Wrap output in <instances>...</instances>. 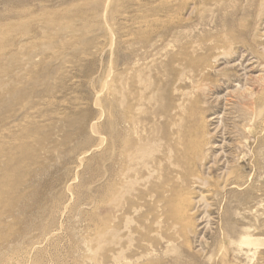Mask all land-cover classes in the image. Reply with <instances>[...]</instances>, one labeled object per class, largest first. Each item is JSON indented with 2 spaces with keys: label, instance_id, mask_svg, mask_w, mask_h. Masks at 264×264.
<instances>
[{
  "label": "rangeland",
  "instance_id": "374dc122",
  "mask_svg": "<svg viewBox=\"0 0 264 264\" xmlns=\"http://www.w3.org/2000/svg\"><path fill=\"white\" fill-rule=\"evenodd\" d=\"M263 35L264 0H0V264H264ZM132 119L206 162L119 196ZM195 175L213 208L177 226L172 192L197 198ZM97 231L116 235L99 248Z\"/></svg>",
  "mask_w": 264,
  "mask_h": 264
},
{
  "label": "bare ground",
  "instance_id": "6f19581e",
  "mask_svg": "<svg viewBox=\"0 0 264 264\" xmlns=\"http://www.w3.org/2000/svg\"><path fill=\"white\" fill-rule=\"evenodd\" d=\"M211 1V0H210ZM208 4H210V3H208ZM210 11V10H209ZM193 14V13H192ZM135 24V23H134ZM128 25V24H127ZM126 25V26H127ZM137 25V24H136ZM141 25V24H140ZM129 27V26H128ZM148 27V26H147ZM135 28V27H134ZM113 29V28H112ZM111 29V30H112ZM125 29V28H124ZM121 30V29H120ZM123 31V30H122ZM125 31H126V29H125ZM136 32V31H135ZM117 33H118V31H117ZM137 33V32H136ZM108 34H110V33H108ZM132 35H133V33H131ZM264 36V35H263ZM130 37V36H129ZM189 38V37H188ZM175 39V38H174ZM110 40V39H109ZM118 40H119V38H118ZM134 40V39H133ZM132 40V41H133ZM124 42V41H123ZM125 43V42H124ZM191 45V44H190ZM126 46V45H125ZM205 47V46H204ZM183 48H184V46H183ZM196 48V47H195ZM197 50V49H196ZM110 51V50H109ZM204 51V50H203ZM127 53H129V52H127ZM148 54V53H147ZM186 54V53H185ZM171 55H173V54H171ZM116 56V55H115ZM163 58V57H162ZM189 58V57H188ZM160 59H158L157 61H159ZM155 63H157V62H155ZM166 63V62H165ZM115 64V63H114ZM163 64H164V62H163ZM168 64V63H167ZM245 64V63H244ZM150 65V64H149ZM148 65V66H149ZM193 65V64H192ZM127 66V65H126ZM131 66V65H130ZM159 66V65H158ZM184 66V65H183ZM237 66H239V65H237ZM117 67V66H116ZM241 67V66H240ZM249 67V66H248ZM122 68V67H121ZM186 68V67H185ZM119 69V68H118ZM123 69V68H122ZM139 69V68H138ZM187 69V68H186ZM193 69H195V67L193 68ZM165 70H167V69H165ZM119 71V70H118ZM139 72V71H138ZM168 72V71H167ZM186 72V71H185ZM193 72H196V71H193ZM228 72V71H227ZM246 72V71H245ZM112 73V72H111ZM144 73H146V72H144ZM148 74V73H147ZM228 74V73H227ZM111 75V74H110ZM127 75V74H126ZM132 75V74H131ZM135 75V74H134ZM145 75V74H144ZM167 75V74H166ZM147 76V75H146ZM151 76V75H150ZM170 76V75H169ZM194 76V75H193ZM211 76V75H210ZM133 77V76H132ZM153 77V76H152ZM165 77V76H164ZM171 77V76H170ZM247 77V76H246ZM135 78V77H134ZM133 78V79H134ZM144 78V77H143ZM171 78H174V77H171ZM254 78V77H253ZM109 79H111V77L109 78ZM113 79V78H112ZM153 79V78H152ZM196 79V78H195ZM204 79V78H203ZM256 79V78H255ZM114 80V79H113ZM116 80V79H115ZM166 80V79H165ZM191 80V79H190ZM122 81H124V80H122ZM168 81V80H167ZM189 81V80H188ZM255 81V80H254ZM116 82V81H115ZM156 82H157V80H156ZM207 82V81H206ZM134 83V82H133ZM137 83V82H136ZM142 83V85H143V82H141ZM201 83V82H200ZM152 84V86H153V83H151ZM249 84V83H248ZM248 84L247 83H244V84H241V83H238L237 84V86H235L234 87V93L235 94H240V95H244L245 93H247L248 91H249V86H248ZM135 85V84H134ZM128 86H129V84H128ZM144 86V85H143ZM132 87V86H131ZM133 87H135V86H133ZM145 87V86H144ZM256 87V86H255ZM130 88V87H129ZM152 88H154V87H152ZM143 89V88H142ZM135 90V89H134ZM147 90V89H146ZM131 91V90H130ZM150 91V90H149ZM211 91V90H210ZM133 92V91H132ZM162 92V91H161ZM117 93V92H116ZM112 94V93H111ZM118 94V93H117ZM122 94V93H121ZM181 94V93H180ZM252 94V93H251ZM125 95V94H124ZM142 95V94H141ZM160 95V94H159ZM162 95V94H161ZM118 96V95H117ZM138 96V95H137ZM147 96V95H146ZM173 96V95H172ZM192 96V95H191ZM199 96V95H198ZM239 96V95H238ZM245 96H246V94H245ZM135 97V96H134ZM185 97V96H184ZM240 97V96H239ZM142 98H144L143 97V95H142ZM146 98V97H145ZM159 98V97H158ZM197 98V97H196ZM242 98H243V96H242ZM123 99V98H122ZM118 100V99H117ZM164 100V99H163ZM193 100H195V99H193ZM240 100V99H239ZM120 101V100H119ZM137 102V101H136ZM185 102H186V100H185ZM142 103V102H141ZM152 103V102H151ZM165 103V102H164ZM123 104V103H122ZM126 104V103H125ZM149 104V103H148ZM191 104V103H190ZM124 105V104H123ZM152 105V104H151ZM185 105V104H184ZM195 105V104H194ZM163 106V105H162ZM125 107V106H124ZM154 107V106H153ZM192 108V107H191ZM147 109H149V108H147ZM168 109V108H167ZM188 109V108H187ZM187 109H186V111H187ZM116 110V109H115ZM132 110V109H131ZM143 110V109H142ZM150 110V109H149ZM165 110H166V108H165ZM182 110V109H181ZM196 110V109H195ZM207 110V109H206ZM141 111V110H140ZM192 111V110H191ZM182 112H185V111H183L182 110ZM148 113H150V112H148ZM167 113H169V112H167ZM166 113V114H167ZM202 113H204L203 111H202ZM139 114H141L140 112H139ZM145 114V113H144ZM207 114V113H206ZM151 115V114H150ZM164 115V114H163ZM190 115V114H189ZM205 115V114H204ZM126 116V115H125ZM155 116V115H154ZM153 116V117H154ZM195 116V115H194ZM135 117V116H134ZM140 117V116H139ZM142 117V116H141ZM148 117V116H147ZM149 118V117H148ZM134 119V118H133ZM132 119V121H125L126 123H128V124H130V126H131V128H132V132H134V135H135V139H133V138H130L128 135V137H126V138H124V139H122V141H119V143L121 142V146H122V151L120 152V153H122L121 155V157H123V161L125 162V164H126V168L124 169V171L122 172V179H123V182H122V191L118 194L119 196H125V195H123V194H125V193H130V191L131 190H133L134 189V187H137V185L138 186H140L141 184H148V183H150V180L151 179H153L154 177H158V175L159 176H164L163 175V173L165 172V171H168V170H171V171H173V172H175L176 174H177V179L176 180H180L181 178H180V175H181V173H179V171L180 170H183V169H185L187 166H191L192 165V167L193 166H195L196 165V163L199 161L200 163H202V162H206V160H207V158H206V156L203 154V149H202V146H201V142L199 143L197 140H195V138L194 139H192V138H190V135L189 134H191L190 132H189V130H188V132H187V134L185 135V136H187L188 138H190V139H188L187 140V138L185 137L184 138V135H182V136H178V139L181 141V143H180V141L178 140V143L176 142V144L179 146H177L178 148H177V154H176V156H172V154H175L176 152V149H175V145L173 146V147H171L170 145H169V142H171V141H173L172 139H169V140H167L168 139V135H164L163 136V138L162 139H160V140H157L156 141V139H155V141L154 140H152V139H150V137H148V136H146V137H144L141 133H139V128L137 127V125H136V122L134 121ZM142 119H143V117H142ZM150 119V118H149ZM169 119V118H168ZM126 120H128V119H126ZM146 120H148V119H146ZM120 121V120H119ZM170 121V120H169ZM186 121V120H185ZM124 122V123H125ZM150 122V121H149ZM182 122V121H181ZM184 122V121H183ZM199 122V121H198ZM158 123V122H157ZM174 123V122H173ZM178 123V122H177ZM180 123V122H179ZM191 123V122H190ZM116 124V123H115ZM151 124V123H150ZM166 124V123H165ZM183 124V123H182ZM108 125V124H107ZM97 126V125H96ZM118 126V125H117ZM162 126V125H161ZM167 126V125H166ZM182 126V125H181ZM180 126V127H181ZM148 127V126H147ZM165 127V126H164ZM168 127V126H167ZM191 127V126H190ZM111 128H112V126H111ZM118 128V127H117ZM150 128V127H149ZM187 128V127H186ZM113 129V128H112ZM144 129V128H143ZM153 129V128H152ZM169 129V128H168ZM180 129V128H179ZM114 130V129H113ZM123 130V129H122ZM155 130V129H154ZM186 130V129H185ZM184 130V131H185ZM116 131H118V130H116ZM141 131V130H140ZM143 131V130H142ZM153 131V130H152ZM99 132V131H98ZM147 132H148V130H147ZM154 132V131H153ZM166 132H168L167 131V129H166ZM166 132H164L165 134H167ZM177 132V131H176ZM182 132V131H181ZM180 132V133H181ZM116 134V132H113V134ZM150 133V132H149ZM155 134H156V132H154ZM163 133V134H164ZM172 132H170V134H171ZM206 133V132H205ZM95 134H97V133H95ZM101 134V133H100ZM141 134V135H140ZM162 134V135H163ZM174 135H175V133H173ZM132 135V134H131ZM130 135V136H131ZM154 135V134H153ZM191 135H193V134H191ZM206 135V134H205ZM102 136V135H101ZM107 136V135H106ZM155 136V135H154ZM168 136V137H167ZM173 136V135H172ZM176 136V135H175ZM123 137V136H122ZM174 137V136H173ZM192 137V136H191ZM194 137V136H193ZM204 137V136H203ZM206 137V136H205ZM115 138V137H114ZM184 138V139H183ZM102 139V138H101ZM153 139H154V137H153ZM177 139V138H176ZM114 140V139H113ZM203 140V139H202ZM112 141V140H111ZM168 141V142H167ZM174 142V141H173ZM174 142V143H175ZM118 143V144H119ZM203 144H204V142H202ZM103 144H105L106 145V143H103ZM115 145V144H114ZM101 146V145H100ZM116 146V145H115ZM103 147V146H102ZM118 147H120V146H118ZM115 148V147H114ZM117 151V150H116ZM159 155H162L161 157L162 158H160V157H158ZM178 155V156H177ZM171 156V157H170ZM173 158V159H172ZM208 158H209V156H208ZM218 158V157H217ZM220 158V157H219ZM218 160V159H217ZM221 160V159H220ZM219 161V160H218ZM210 162V161H209ZM222 161H220L219 163H221ZM119 163V162H118ZM208 163V162H207ZM218 163V164H219ZM123 164V163H122ZM211 164L212 165H210V167H208L206 164L203 166V175L205 176V177H207V175H209L208 174V172H209V170L211 169V167H217L216 166V164H217V162L214 160V161H212L211 162ZM222 166V165H221ZM123 167V166H122ZM208 167V168H207ZM197 169H198V167H197ZM229 169V168H228ZM200 170V169H199ZM217 170L219 171V175H218V178H219V180H221L222 181V183H223V187H226V186H229L230 184L228 183L229 182V176L230 175H232V174H230L226 169H224V168H217ZM201 171V170H200ZM199 171V172H200ZM120 173V172H119ZM198 173V172H197ZM134 174V176H132ZM186 175V174H185ZM119 176V175H118ZM160 178V177H159ZM163 178V177H162ZM191 178V177H190ZM211 178V177H210ZM169 179V178H168ZM171 179H173V178H171ZM211 179H213V178H211ZM121 180V179H120ZM154 180H156V179H154ZM175 180V181H176ZM208 180V179H207ZM188 181V182H187ZM187 181H184V182H186L187 184H189L190 186H189V188L191 187V186H194L196 189H199V187H202V188H200V192H201V194L200 195H197L198 197L196 198L195 197V199L194 200H192L193 198H191L190 196L192 195V194H190V193H188V195H189V197L187 196V197H185V196H183V193H181L182 195H179L178 196V198L177 199H175L174 200V193L172 192V199L170 200L171 202H172V204L171 205H173V211H172V215H173V220L174 221H176V225L179 223H183V221L184 220H186L184 217L185 216H187V218L189 217V215H193V217H194V215L197 213V212H199V211H201L200 209L202 208L203 209V216H202V218H200L199 220H201V219H204V221H205V219L206 218H208L209 219V214H208V212H207V210L210 208V207H212L211 206V204H209L207 201V192L205 193L204 191H203V188L205 187V185H206V179H204L203 177H201V176H192V178L190 179V180H187ZM121 182V181H120ZM172 182V181H171ZM179 182V181H178ZM210 182H211V180H210ZM119 183V182H118ZM154 183V182H153ZM161 183V182H160ZM173 183L175 184L176 182H174V180H173ZM172 183V184H173ZM155 185H157L158 186V184H156V183H154ZM163 184H165V183H163ZM173 184V185H174ZM213 184V183H212ZM117 185V184H116ZM115 185V186H116ZM151 185H152V183H151ZM170 185V184H169ZM218 185H219V183H218ZM184 186V185H183ZM144 187V186H143ZM142 187V188H143ZM163 186H161V188H162ZM171 187V186H170ZM187 187V186H186ZM254 187V186H253ZM114 188V187H113ZM157 188H159V187H157ZM164 188V187H163ZM174 188V187H173ZM185 188V187H184ZM227 188V187H226ZM229 188V187H228ZM148 189H150V188H148ZM165 189V188H164ZM177 189V188H176ZM187 189V191H188V188H186ZM116 190H118V189H116ZM156 190V189H155ZM172 190V189H171ZM178 190V189H177ZM177 190H176V192H177ZM185 190V189H184ZM189 191H190V189H189ZM224 191V190H223ZM175 192V191H174ZM236 192V191H235ZM114 193H115V189H114ZM129 193H128V195H129ZM162 193V192H161ZM122 194V195H121ZM131 195V194H130ZM139 195V194H138ZM151 195V194H150ZM171 195V194H170ZM178 195V194H177ZM195 195V194H194ZM212 195V194H211ZM132 196V195H131ZM168 196V195H167ZM166 196V197H167ZM151 197V196H150ZM159 197V196H158ZM114 198H116V197H114ZM121 199V198H120ZM123 199V198H122ZM121 199V200H122ZM140 199V198H139ZM116 200V199H115ZM118 200H119V198H118ZM146 200V199H145ZM162 200V199H161ZM133 201V200H132ZM141 201V200H140ZM148 201V200H147ZM146 201V202H147ZM131 202V201H130ZM142 202V201H141ZM164 202V201H163ZM113 203V202H112ZM215 203V202H214ZM227 203V202H226ZM132 204V203H131ZM129 205V204H128ZM139 205V204H138ZM148 205V204H147ZM154 205V204H153ZM145 206H146V204H145ZM150 206V205H149ZM164 207V206H163ZM150 208V207H149ZM213 208V207H212ZM161 209V208H160ZM216 209V208H215ZM123 210V209H122ZM137 210V209H136ZM214 210V209H213ZM212 210V211H213ZM209 211V210H208ZM124 212H125V210H124ZM127 213V212H126ZM144 213V212H143ZM144 214H147V213H144ZM149 214V213H148ZM201 215V214H200ZM199 215V216H200ZM196 216V215H195ZM198 217V216H197ZM144 218V217H143ZM211 218V217H210ZM147 219V218H146ZM157 219H159V218H157ZM160 219H161V217H160ZM197 219V218H196ZM207 219V220H208ZM213 219V218H212ZM188 220V219H187ZM153 221V220H152ZM152 221H150V222H152ZM156 221V220H155ZM172 221V220H171ZM173 221V222H174ZM197 221H198V219H197ZM186 222V221H185ZM194 222V223H193ZM195 219L194 218H191L190 220H188V222H186V224H185V226L182 228V231H183V233H184V235L187 237L191 232H192V230H191V228L193 227L192 225L193 224H195ZM130 223V222H129ZM131 223H132V220H131ZM138 223H140V222H138ZM198 223H201V222H198ZM97 224V223H96ZM206 224V223H205ZM207 224H209V222H207ZM101 225V224H100ZM167 225V224H166ZM178 226V225H177ZM192 226V227H191ZM199 227H200V225H198ZM210 226V225H209ZM129 227V226H128ZM222 227V226H221ZM98 228V227H97ZM102 228H104V227H102ZM198 228V227H197ZM206 228H208L207 226H206ZM99 229H100V227H99ZM115 229H117V228H115ZM138 229V228H137ZM164 229H166V228H164ZM175 229H178V228H175ZM179 229H180V226H179ZM147 230H149V229H147ZM196 230V229H195ZM194 230V231H195ZM107 231V230H106ZM104 232V231H102V232H98L97 234H98V236H97V246L99 247V248H102L105 244H109V243H112L111 241H110V239L108 238V236L109 235H111V236H113V237H115V233L114 232H112V231H108V232ZM115 231V230H114ZM181 231V232H182ZM64 232H65V230H64ZM117 232V231H116ZM196 232H198V231H196ZM196 232H194L193 234H195ZM225 232V231H224ZM87 233V232H86ZM118 233V232H117ZM132 234V233H131ZM137 234H139V233H137ZM181 234V233H180ZM198 235V234H197ZM96 236V235H95ZM95 236H93V237H95ZM118 236V235H117ZM134 236V235H133ZM73 238V237H72ZM96 238V237H95ZM117 238V237H116ZM153 238V237H152ZM180 239V238H179ZM184 240V239H183ZM186 240V239H185ZM188 240H189V238H188ZM154 241V240H153ZM179 241V240H178ZM187 241V240H186ZM94 242V241H93ZM95 242H96V240H95ZM120 242V241H119ZM55 243V242H54ZM142 243H144V242H142ZM183 243V242H182ZM181 243V244H182ZM188 243H189V241H188ZM256 241L253 239V237L252 236H246V237H244V238H242V240L240 241V243H239V245H240V249L242 250L243 248H247V253L248 252H251L252 251V249H254L255 248V246H256ZM156 245V244H155ZM68 246V245H67ZM189 246V245H188ZM200 246H202L201 244L199 245V247ZM59 247V246H58ZM95 247V246H94ZM106 247V246H105ZM105 247H104V249H105ZM108 247V246H107ZM51 248V247H50ZM161 248V247H160ZM33 249V248H32ZM108 249V248H107ZM149 249V248H148ZM155 249V248H154ZM96 250H97V248H96ZM201 250V252L203 251V252H205L202 248L200 249ZM43 251V250H42ZM82 251V250H81ZM93 251V250H92ZM115 251V250H114ZM243 251V250H242ZM26 252V251H25ZM68 252V251H67ZM101 253H103L102 251H100ZM149 252V251H148ZM43 253V252H42ZM46 253V252H45ZM97 253H98V251H97ZM123 253V252H122ZM206 253V252H205ZM28 254V253H27ZM150 254V253H149ZM203 254V253H202ZM31 255V254H30ZM38 255H40V254H38ZM119 255V254H118ZM219 255V254H218ZM19 256H20V254H19ZM27 256V255H26ZM50 256V255H49ZM120 256V255H119ZM15 257V256H14ZM40 257V256H39ZM51 257H53V256H51ZM69 257V256H68ZM85 257V256H84ZM99 257V256H98ZM103 257V256H102ZM104 257H105V255H104ZM121 257V256H120ZM10 258V257H9ZM70 258V257H69ZM97 258V257H96ZM116 258V257H115ZM32 259V258H31ZM31 259H29V260H31ZM28 260V261H29ZM33 260H35V261H37L36 259H33ZM98 260H99V258H98ZM220 260V259H219ZM223 260V259H222ZM221 260V261H222ZM18 261V260H17ZM119 261V260H118ZM121 261V260H120ZM25 262H26V260H25ZM33 262V261H32ZM24 263V262H23ZM37 263H39L38 261H37ZM213 263V262H212ZM5 264V263H4ZM8 264V263H7Z\"/></svg>",
  "mask_w": 264,
  "mask_h": 264
}]
</instances>
